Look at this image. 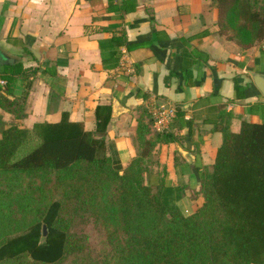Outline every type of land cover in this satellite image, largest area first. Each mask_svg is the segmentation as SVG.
<instances>
[{
	"label": "crops",
	"instance_id": "1",
	"mask_svg": "<svg viewBox=\"0 0 264 264\" xmlns=\"http://www.w3.org/2000/svg\"><path fill=\"white\" fill-rule=\"evenodd\" d=\"M218 20L213 0H0V55L14 60L0 72L32 70L5 96L26 97L28 129L63 114L89 132L100 122L121 174L138 155V109L153 118L161 106L173 108L163 129L153 119L177 140L155 148L146 184L192 215L204 205L201 174L215 164L225 128L264 123L253 80L264 76V40L242 50L220 35ZM13 120L0 107V138Z\"/></svg>",
	"mask_w": 264,
	"mask_h": 264
},
{
	"label": "trees",
	"instance_id": "2",
	"mask_svg": "<svg viewBox=\"0 0 264 264\" xmlns=\"http://www.w3.org/2000/svg\"><path fill=\"white\" fill-rule=\"evenodd\" d=\"M213 5L228 41L248 50L264 40V0ZM3 70L0 107L14 120L0 138V264H264V123L244 121L239 133L225 128L215 164L201 174L204 205L186 215L163 201L161 187L146 184L155 148L177 139L158 132L145 107L138 109V155L121 174L100 122L89 132L63 114L26 128V97L5 94L32 70ZM43 225L62 239L57 249L7 254L13 236Z\"/></svg>",
	"mask_w": 264,
	"mask_h": 264
},
{
	"label": "rangeland",
	"instance_id": "3",
	"mask_svg": "<svg viewBox=\"0 0 264 264\" xmlns=\"http://www.w3.org/2000/svg\"><path fill=\"white\" fill-rule=\"evenodd\" d=\"M46 226V235L44 236V227ZM11 246L9 247L7 254H13V250L28 248L30 252L35 250L41 245L52 244L53 248H58L60 241L62 240L57 234L52 233L47 225L42 227H36L26 233L18 234L12 237Z\"/></svg>",
	"mask_w": 264,
	"mask_h": 264
},
{
	"label": "built area",
	"instance_id": "4",
	"mask_svg": "<svg viewBox=\"0 0 264 264\" xmlns=\"http://www.w3.org/2000/svg\"><path fill=\"white\" fill-rule=\"evenodd\" d=\"M174 115L175 111L173 108L163 105L154 112L153 119L156 121V126L159 129H163V126L169 123Z\"/></svg>",
	"mask_w": 264,
	"mask_h": 264
},
{
	"label": "water",
	"instance_id": "5",
	"mask_svg": "<svg viewBox=\"0 0 264 264\" xmlns=\"http://www.w3.org/2000/svg\"><path fill=\"white\" fill-rule=\"evenodd\" d=\"M34 54L38 58V60L41 61L39 54L37 52H34ZM8 60L5 62L4 58L0 55V66L3 65L4 63H6L5 65H10V64L14 63L13 59H10L9 61ZM253 80H254V83L256 84L257 88L264 95V76L259 75V74H253ZM45 235H46V226L44 227V236Z\"/></svg>",
	"mask_w": 264,
	"mask_h": 264
}]
</instances>
